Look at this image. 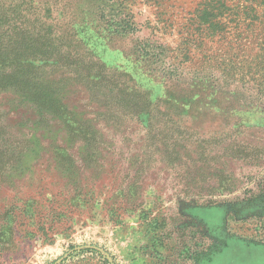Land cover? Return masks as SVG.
I'll return each mask as SVG.
<instances>
[{"label": "rangeland", "instance_id": "obj_1", "mask_svg": "<svg viewBox=\"0 0 264 264\" xmlns=\"http://www.w3.org/2000/svg\"><path fill=\"white\" fill-rule=\"evenodd\" d=\"M1 1L40 54L0 88V264H264V29L211 37L203 0Z\"/></svg>", "mask_w": 264, "mask_h": 264}, {"label": "trees", "instance_id": "obj_2", "mask_svg": "<svg viewBox=\"0 0 264 264\" xmlns=\"http://www.w3.org/2000/svg\"><path fill=\"white\" fill-rule=\"evenodd\" d=\"M230 0H203L199 7L195 9L198 19L206 21L204 30L207 35L213 37L220 35V38L231 32L240 36L245 32H250L258 27L264 26L256 24L264 10V0H244L242 7H232L227 3ZM263 7V8H262ZM19 8L13 3L4 4L0 0V74L1 89H5L9 82L23 84L22 79H15L17 71L21 68L29 67L34 62L33 59L40 53L21 47V41H34V37L17 24V13ZM264 17V16H263ZM202 45L197 43V46ZM28 46V45H27ZM232 47L231 39L228 43ZM13 152V151H12ZM14 153V152H13ZM7 152L3 153L4 156ZM5 158V157H4ZM8 159V158H7ZM105 264H116L114 260L103 257Z\"/></svg>", "mask_w": 264, "mask_h": 264}]
</instances>
